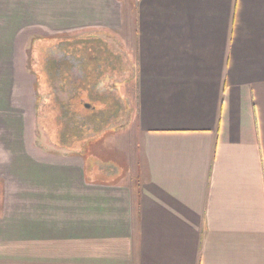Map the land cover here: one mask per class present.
I'll return each instance as SVG.
<instances>
[{"label": "crops", "instance_id": "obj_1", "mask_svg": "<svg viewBox=\"0 0 264 264\" xmlns=\"http://www.w3.org/2000/svg\"><path fill=\"white\" fill-rule=\"evenodd\" d=\"M35 23L132 56L139 157L17 159L0 264H264V0H0V53Z\"/></svg>", "mask_w": 264, "mask_h": 264}, {"label": "rangeland", "instance_id": "obj_2", "mask_svg": "<svg viewBox=\"0 0 264 264\" xmlns=\"http://www.w3.org/2000/svg\"><path fill=\"white\" fill-rule=\"evenodd\" d=\"M35 24L20 33L15 52L0 53V176L28 168L17 167V159L27 164L24 159L72 157L82 150L105 162L132 166L134 173L140 135L132 56L111 36L71 37L50 23ZM86 78L90 85L82 92L79 111L104 110L105 120L96 119L98 131L88 125L80 130L82 138L61 145L56 101L74 97L71 85Z\"/></svg>", "mask_w": 264, "mask_h": 264}, {"label": "trees", "instance_id": "obj_3", "mask_svg": "<svg viewBox=\"0 0 264 264\" xmlns=\"http://www.w3.org/2000/svg\"><path fill=\"white\" fill-rule=\"evenodd\" d=\"M61 75L64 74V70L58 69L56 72H60ZM55 72V70H54ZM89 79H84L79 85H71L73 89L76 90L77 94H75L74 97L68 98L65 100L56 101L59 108V111L61 112V115H59V122H60V131H59V143L61 145L67 144L72 139H80L83 135H80L83 131L84 127L86 126H93L94 131H98L96 128V119L101 118L102 122H104V110H96L94 107L89 110L84 107V110L86 112L85 115L82 114V112L79 111V106L81 104L82 100V92L85 91L87 84L90 85L88 82ZM77 99V102H76ZM86 108V109H85ZM70 111L72 114L68 115ZM61 116V119H60ZM81 118V121L79 120ZM63 119H69V121H62ZM85 138V137H84ZM83 140V139H82Z\"/></svg>", "mask_w": 264, "mask_h": 264}, {"label": "water", "instance_id": "obj_4", "mask_svg": "<svg viewBox=\"0 0 264 264\" xmlns=\"http://www.w3.org/2000/svg\"><path fill=\"white\" fill-rule=\"evenodd\" d=\"M87 107H89V106H87Z\"/></svg>", "mask_w": 264, "mask_h": 264}]
</instances>
